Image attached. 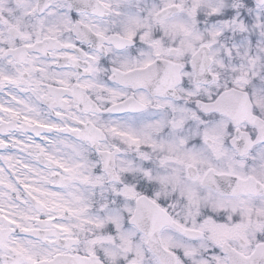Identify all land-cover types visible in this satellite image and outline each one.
<instances>
[{
  "label": "clouds",
  "instance_id": "obj_1",
  "mask_svg": "<svg viewBox=\"0 0 264 264\" xmlns=\"http://www.w3.org/2000/svg\"><path fill=\"white\" fill-rule=\"evenodd\" d=\"M0 264H264V0H0Z\"/></svg>",
  "mask_w": 264,
  "mask_h": 264
}]
</instances>
